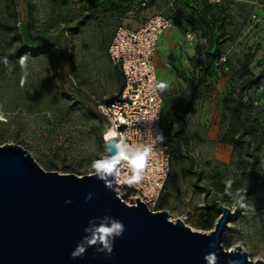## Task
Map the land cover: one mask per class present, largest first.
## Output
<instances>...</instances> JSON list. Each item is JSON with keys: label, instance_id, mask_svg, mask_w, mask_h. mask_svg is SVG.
I'll return each instance as SVG.
<instances>
[{"label": "rangeland", "instance_id": "374dc122", "mask_svg": "<svg viewBox=\"0 0 264 264\" xmlns=\"http://www.w3.org/2000/svg\"><path fill=\"white\" fill-rule=\"evenodd\" d=\"M208 0H0V60L20 44L23 10L31 16L30 37L35 43L59 33L69 37L68 73L92 102L99 103L117 94V75L107 55V46L120 25L136 28L153 14L172 20L157 43L154 55L156 76L166 100L162 123L171 133L179 124L181 108L192 96L184 117V133L178 146L171 144V171L162 191L161 209L172 220L181 219L200 231L204 198L192 181L211 184L216 171L223 181L236 172L227 166L232 147L221 142L228 113L223 98L240 79V64L253 53L254 76L264 72V0H220L216 4L225 34L214 31V48L191 24L182 10ZM211 3V2H210ZM180 16L179 22L174 18ZM56 42L48 51L27 52L28 76L19 59L0 72V145L17 143L28 150L46 171L86 175L93 173L91 162L103 151L97 140L95 121L81 97L67 96L58 77ZM263 89L250 88L253 113L264 123ZM104 129V128H103ZM264 167V149L262 152ZM192 171V172H190ZM214 190V189H212ZM247 207L228 222L222 245L233 249L243 241L249 259L264 258V191L246 198ZM159 206V207H160ZM226 206L233 208L235 202ZM243 209V211H242ZM233 211V210H232ZM219 212L214 216L216 221ZM214 224V223H213ZM230 238L227 247L223 237Z\"/></svg>", "mask_w": 264, "mask_h": 264}, {"label": "water", "instance_id": "95a60500", "mask_svg": "<svg viewBox=\"0 0 264 264\" xmlns=\"http://www.w3.org/2000/svg\"><path fill=\"white\" fill-rule=\"evenodd\" d=\"M90 175L46 171L21 145L1 144L0 264H206L204 255L211 251L217 264L244 260L237 245L229 250L221 242L227 223L240 214L238 203L230 208L216 201L219 215L213 228L200 231L172 220L166 209L150 210L138 197L135 204H126ZM104 215L125 226L111 254L92 245L72 257L90 219ZM255 261L247 254L245 264Z\"/></svg>", "mask_w": 264, "mask_h": 264}, {"label": "trees", "instance_id": "16d2710c", "mask_svg": "<svg viewBox=\"0 0 264 264\" xmlns=\"http://www.w3.org/2000/svg\"><path fill=\"white\" fill-rule=\"evenodd\" d=\"M13 2L17 6L20 5L19 0H13ZM217 7L218 5L216 3L200 1L198 6H187V11L182 10L184 14L191 19L193 27L202 33L203 38L208 42V49L214 48V42H212L214 31H218L219 35L217 37L225 34L222 23L218 24L221 18V13L217 12ZM179 17L180 16H176L174 18L175 24L179 22ZM30 21L31 16L23 10V18L20 22L22 24V31L19 36L20 44L5 56L7 58L6 64L4 63V59L0 60V72H4L10 65L27 52L36 55L48 51V48L56 42L55 48L58 52V77L63 92L67 96H77L84 100L87 104L89 114L95 121L98 143L103 145V133L106 124L105 119L102 117L98 109V105L108 99L103 100L98 104L92 102L82 87L72 80L68 73L66 58L67 52L71 47V39L69 37L61 38V35L57 33L53 37L46 38L45 41L35 43L30 37ZM252 56L253 53L251 52H247L244 55L240 64L239 82L235 86H231L223 98V107L229 117L227 119L225 130L221 135V142L232 147V159L227 165L236 169V172H234L235 174L230 178L233 180L232 190L240 194H245V198H248L257 191H264V167L262 163V152L264 149V123L254 115V101L247 94V91L250 88L257 90L263 89L262 83L264 81V72H261L258 76H254L251 69ZM113 67L117 75L118 93L122 89L123 81L119 69L115 66ZM191 102L192 96H190L188 102L183 108H181L179 124L174 132L171 133V130H165V138L169 145L172 144L174 148H177L178 146L177 137L184 133V117L189 113ZM223 176L224 175L221 171H216L213 175L212 183L209 185L201 184L198 177L192 181L194 189L201 193L204 198L203 209L205 212L199 215L201 220L198 219V222L195 223L196 226L201 229L210 230L213 228V218L215 214L218 213L216 201L219 200L224 205H227L232 201L235 202V205L237 203L236 200L232 199L225 193L224 189L227 185L226 181H223ZM168 179L163 190L168 184ZM161 195L158 200V207L161 205ZM159 208H162V206ZM223 242L225 246L228 247L230 245V238L224 236Z\"/></svg>", "mask_w": 264, "mask_h": 264}, {"label": "built area", "instance_id": "2783aa9c", "mask_svg": "<svg viewBox=\"0 0 264 264\" xmlns=\"http://www.w3.org/2000/svg\"><path fill=\"white\" fill-rule=\"evenodd\" d=\"M170 26L172 20L157 13L136 28L120 25L115 29L107 55L112 66L119 69L123 85L115 96L98 105L106 124L103 137L106 131L113 130L125 133L130 143L143 144L152 141L151 132L153 135L162 132L165 136L162 113L166 94L158 86L153 58L160 35ZM154 114L158 117L154 118ZM170 163V145L165 138L153 146L144 180L135 187L117 189L116 195L126 204H135L138 197L150 210H161L157 204L170 175Z\"/></svg>", "mask_w": 264, "mask_h": 264}, {"label": "clouds", "instance_id": "9594fccd", "mask_svg": "<svg viewBox=\"0 0 264 264\" xmlns=\"http://www.w3.org/2000/svg\"><path fill=\"white\" fill-rule=\"evenodd\" d=\"M4 63H7V58H4ZM19 63L24 68V76H28L27 64L28 56L23 55L19 58ZM163 88L166 85H158ZM159 114V111H158ZM154 114V118L158 117ZM153 118V119H154ZM111 119V117H110ZM151 142L137 144L130 143L125 133H117L113 130H108L104 134V149L100 152L95 159L91 162L93 175L99 180H103L106 187L117 191L123 189L124 186L135 187L139 185L145 177V170L151 162L153 155V146L158 142H163L165 136L162 132H157ZM233 180L226 181L225 193L236 200L241 208L247 207L245 201V194H240L232 190ZM124 192H121L123 195ZM91 193L88 197H91ZM69 201H66L68 203ZM123 222L115 217L104 215L102 217H93L90 219L88 225L85 227L86 233L81 240L77 243L76 247L71 252L72 257L82 256L88 246L95 245L97 252H106L111 254L114 246V241L117 237L123 235L124 232ZM215 246V241L210 242ZM244 242L241 241L237 244L240 248V258H230L228 264H245V259L248 254V248L243 247ZM217 254L215 251L207 252L204 255L206 264H217ZM264 264V258L258 257L254 264Z\"/></svg>", "mask_w": 264, "mask_h": 264}]
</instances>
